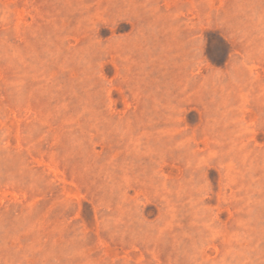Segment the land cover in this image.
<instances>
[{"label":"rangeland","instance_id":"obj_1","mask_svg":"<svg viewBox=\"0 0 264 264\" xmlns=\"http://www.w3.org/2000/svg\"><path fill=\"white\" fill-rule=\"evenodd\" d=\"M0 264H264V0H0Z\"/></svg>","mask_w":264,"mask_h":264}]
</instances>
